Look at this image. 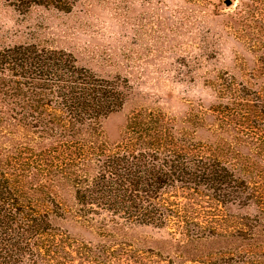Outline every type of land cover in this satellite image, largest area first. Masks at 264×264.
<instances>
[{"label": "trees", "instance_id": "16d2710c", "mask_svg": "<svg viewBox=\"0 0 264 264\" xmlns=\"http://www.w3.org/2000/svg\"><path fill=\"white\" fill-rule=\"evenodd\" d=\"M63 1L59 9L67 11ZM127 91L126 81L98 77L64 51L0 46V264H68L65 247L77 243L24 202L20 188L39 179L71 187L87 214L173 230L188 246L211 244L215 231L228 227L217 239L228 244L214 254L220 262L264 264V177L236 176L214 155L221 149L192 143L162 113L135 111L124 140L109 147L97 128L123 108ZM231 96L235 108L215 112L225 123L242 120L264 152V112ZM245 207L254 214H236ZM233 241L246 244L234 248ZM75 250L102 264L89 247ZM104 252L110 264L116 255Z\"/></svg>", "mask_w": 264, "mask_h": 264}, {"label": "rangeland", "instance_id": "374dc122", "mask_svg": "<svg viewBox=\"0 0 264 264\" xmlns=\"http://www.w3.org/2000/svg\"><path fill=\"white\" fill-rule=\"evenodd\" d=\"M59 1L0 0V46L64 51L98 77L126 81L123 108L97 128L101 141L120 144L135 111L162 113L192 143L221 149L214 155L236 176L264 177V152L243 132V121L225 123L215 112L219 106L235 108L232 94L264 112V0H231L228 8L225 0H66L67 11ZM259 123L264 128V117ZM41 182L20 188L24 202L46 216L56 234L77 243L65 247L68 264H96L92 254L76 252L82 245L102 264V251L116 255L110 264H222L214 254L228 245L226 238L217 240L228 227L215 231L211 244L188 246L173 230L87 214L71 187ZM254 210L236 214L251 216ZM258 238L264 245V235Z\"/></svg>", "mask_w": 264, "mask_h": 264}, {"label": "water", "instance_id": "95a60500", "mask_svg": "<svg viewBox=\"0 0 264 264\" xmlns=\"http://www.w3.org/2000/svg\"><path fill=\"white\" fill-rule=\"evenodd\" d=\"M224 5H225L227 8L230 7V6L232 5L231 0H225V1H224Z\"/></svg>", "mask_w": 264, "mask_h": 264}]
</instances>
